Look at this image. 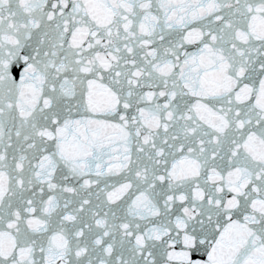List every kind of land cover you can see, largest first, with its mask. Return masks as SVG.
I'll list each match as a JSON object with an SVG mask.
<instances>
[{
    "label": "snow or ice",
    "instance_id": "obj_1",
    "mask_svg": "<svg viewBox=\"0 0 264 264\" xmlns=\"http://www.w3.org/2000/svg\"><path fill=\"white\" fill-rule=\"evenodd\" d=\"M0 264H264V0H0Z\"/></svg>",
    "mask_w": 264,
    "mask_h": 264
}]
</instances>
